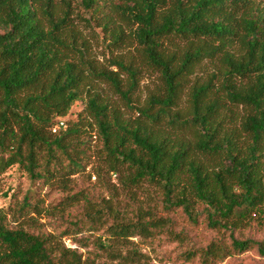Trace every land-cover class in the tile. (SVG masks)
Instances as JSON below:
<instances>
[{"label": "trees", "instance_id": "trees-1", "mask_svg": "<svg viewBox=\"0 0 264 264\" xmlns=\"http://www.w3.org/2000/svg\"><path fill=\"white\" fill-rule=\"evenodd\" d=\"M77 6L89 15L76 13L72 0H0V177L14 165L43 183L85 170L86 127L95 124L113 175L127 167L126 181L157 185L165 208L183 206L193 223L204 213L208 226L230 231L231 242L214 239L188 251V258L218 264L254 247L264 256V237L235 235L253 215L264 223V0H77ZM115 16L130 25L129 35ZM94 23L106 31L107 46L133 38L139 61L123 56L110 57L108 66L97 61L83 30ZM205 59L216 60V68L193 87L191 111L184 116L174 106ZM143 68L160 73L164 86L146 106L136 107L138 121L124 119L86 89L96 78L105 80L133 108ZM121 73L127 74L126 84ZM82 99L92 121L80 113L53 133L52 124ZM229 102L245 109L238 128L226 125L235 120L227 112ZM162 125L190 129L193 139L174 137ZM208 158L216 163L206 164ZM31 190L7 211L38 210ZM75 198L84 199L85 209L70 220L73 229H98L111 216L108 228L115 236L160 230L185 236L154 211L139 207L133 220H125L112 204L96 208L85 190L68 200ZM6 218L0 210L2 264H84L82 254L53 233L11 226Z\"/></svg>", "mask_w": 264, "mask_h": 264}, {"label": "rangeland", "instance_id": "rangeland-1", "mask_svg": "<svg viewBox=\"0 0 264 264\" xmlns=\"http://www.w3.org/2000/svg\"><path fill=\"white\" fill-rule=\"evenodd\" d=\"M72 2L76 6L74 7L76 13L80 11L84 15H89L85 8L77 6V0H72ZM115 20L116 24L122 25L126 34L129 35L130 25L118 16H115ZM83 28L84 34L89 39L92 55L102 65L108 66V59L117 56L129 59L133 57L135 61H139V50L133 38L127 37L126 42L119 47L117 45L107 46L104 43L105 30L96 26L95 23L92 26H83ZM216 63V60L205 59L197 67L196 71L190 75L174 110L180 111L184 116L189 115L193 87L209 78L210 73L216 68ZM140 75L139 85L132 96L133 108L129 107L105 80L96 78L86 89L99 93L105 102L121 112L124 119L132 122L138 121L139 112L136 107L146 106L149 97L160 93L164 86L160 73L152 69L143 68ZM121 78L125 84L128 82L126 73H121ZM228 105L230 108H227V112L233 111L234 115L231 116L232 114L226 113L225 110L223 113L235 120L232 122L228 120L226 125L228 128H238L245 109L243 106L232 105L230 102ZM80 113L82 117H87L85 99L75 102L69 114L64 118L78 120ZM87 120L92 121V118L88 116ZM70 124L72 123L67 122V127ZM162 126H164L162 130L176 133L174 137L193 139V132L190 129L178 128L175 132L169 126ZM86 128L89 131L85 133L88 141L86 146L88 154H81L87 165L85 170L47 183L32 181L18 165L10 167L1 175L0 210L6 212L7 222L11 226H24L35 232L53 233L56 240L64 242L67 247L77 249L82 254L84 264H200L199 257L188 258V251L205 247L214 239L224 238L227 242H231L230 231L225 232L223 229L208 226L206 214L202 213L197 222L193 223L183 206L165 208L164 195L154 183L143 180L137 185L129 184L126 181L130 172L127 167H122L116 175H113L95 124L92 128L87 123ZM205 162L210 166L216 163L210 158L205 159ZM30 189H32L31 201L37 203L38 210L34 211L30 208L31 211L23 214L14 212L13 208L7 211L11 203L20 202ZM81 190L91 193L96 208L112 204L114 212L120 209L122 213H125V216H121L125 220H133V215L137 213L139 207L154 211L158 216L169 217L173 221L172 228L177 232L184 231L185 236L180 235L181 239H177L174 234L171 235L163 230L153 235L142 233L126 238L115 236L108 228L113 221L111 216L98 229L90 230L87 226L80 230L73 229L69 222L75 216L81 217L84 214L85 201L81 198L68 200V197ZM197 209L202 211L200 205H197ZM258 218L259 216L253 215L250 220H245L236 229L235 235L239 238L263 239L264 223ZM68 228L72 230L71 234L62 237V233ZM218 264H264V256L260 254L257 247H254L245 252L233 254Z\"/></svg>", "mask_w": 264, "mask_h": 264}, {"label": "built area", "instance_id": "built-area-1", "mask_svg": "<svg viewBox=\"0 0 264 264\" xmlns=\"http://www.w3.org/2000/svg\"><path fill=\"white\" fill-rule=\"evenodd\" d=\"M66 128H67V120L64 117L60 118L51 126V130L53 133H58Z\"/></svg>", "mask_w": 264, "mask_h": 264}]
</instances>
